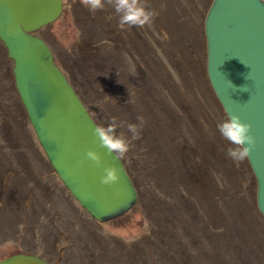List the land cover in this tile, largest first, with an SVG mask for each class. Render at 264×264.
I'll list each match as a JSON object with an SVG mask.
<instances>
[{"label":"rangeland","instance_id":"1","mask_svg":"<svg viewBox=\"0 0 264 264\" xmlns=\"http://www.w3.org/2000/svg\"><path fill=\"white\" fill-rule=\"evenodd\" d=\"M210 0H143L157 15L118 26L111 7L61 0L32 32L98 126L144 125L120 159L136 194L121 214L92 218L50 167L13 85L0 41V258L52 264H264V225L246 160L227 156L226 119L204 72Z\"/></svg>","mask_w":264,"mask_h":264},{"label":"water","instance_id":"2","mask_svg":"<svg viewBox=\"0 0 264 264\" xmlns=\"http://www.w3.org/2000/svg\"><path fill=\"white\" fill-rule=\"evenodd\" d=\"M61 0H0V41L12 61L13 85L50 167L77 203L94 219H111L135 201L134 187L120 160L98 148L96 123L56 65L45 41L32 31L53 20ZM204 72L227 118L238 114L256 138L246 163L254 179V204L264 225V0H210L202 18ZM89 149L104 155L99 167ZM114 165L120 180L100 184ZM0 264H51L25 252Z\"/></svg>","mask_w":264,"mask_h":264},{"label":"clouds","instance_id":"3","mask_svg":"<svg viewBox=\"0 0 264 264\" xmlns=\"http://www.w3.org/2000/svg\"><path fill=\"white\" fill-rule=\"evenodd\" d=\"M89 11L95 13L111 7L118 16V26L143 28L153 22L157 13L150 9L143 0H82ZM139 123H128L127 131L131 138L121 134L119 128L121 122L113 117L105 126L95 127L94 134L98 140V148L106 149L108 153L114 154L117 160L123 159L130 151V139L139 137L140 131L145 123L142 116H138ZM220 135L230 145L227 148V156L237 163L249 158L252 149L256 145V138L251 134L252 125L243 122L238 114H231L217 125ZM86 159L93 167H99L104 161V155L98 149H89L85 153ZM120 180L119 169L114 165L103 168L100 176V184L109 186Z\"/></svg>","mask_w":264,"mask_h":264},{"label":"trees","instance_id":"4","mask_svg":"<svg viewBox=\"0 0 264 264\" xmlns=\"http://www.w3.org/2000/svg\"><path fill=\"white\" fill-rule=\"evenodd\" d=\"M60 67V66H59ZM61 69V68H60ZM62 71V70H61ZM62 73H63V71H62ZM64 74V73H63ZM64 76H65V74H64ZM66 77V76H65ZM67 79V78H66ZM68 80V79H67ZM68 82H69V80H68ZM70 83V82H69ZM70 85L72 86V88H73V85L70 83ZM73 90L75 91V93L77 94V92H76V90H75V88H73ZM79 97V96H78ZM81 102H82V100H81ZM83 103V102H82ZM90 116H91V118H92V120L96 123V125L98 124L97 122H96V120L94 119V116L92 115V114H89ZM98 126V125H97Z\"/></svg>","mask_w":264,"mask_h":264},{"label":"flooded vegetation","instance_id":"5","mask_svg":"<svg viewBox=\"0 0 264 264\" xmlns=\"http://www.w3.org/2000/svg\"><path fill=\"white\" fill-rule=\"evenodd\" d=\"M50 263V262H49ZM52 264V263H51Z\"/></svg>","mask_w":264,"mask_h":264}]
</instances>
